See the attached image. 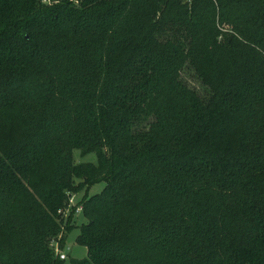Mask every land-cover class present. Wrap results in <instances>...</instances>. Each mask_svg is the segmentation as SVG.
Instances as JSON below:
<instances>
[{
	"label": "trees",
	"instance_id": "trees-1",
	"mask_svg": "<svg viewBox=\"0 0 264 264\" xmlns=\"http://www.w3.org/2000/svg\"><path fill=\"white\" fill-rule=\"evenodd\" d=\"M80 206L68 264H264V0H0V264Z\"/></svg>",
	"mask_w": 264,
	"mask_h": 264
},
{
	"label": "rangeland",
	"instance_id": "rangeland-1",
	"mask_svg": "<svg viewBox=\"0 0 264 264\" xmlns=\"http://www.w3.org/2000/svg\"><path fill=\"white\" fill-rule=\"evenodd\" d=\"M188 1V0H186ZM227 33L226 30H222V34H221V38L224 37V34ZM183 78L184 80L188 83L189 86H191L192 88L196 89L199 93L201 94H205V90L202 87L201 83L196 79L195 74L190 70V69H186L183 73ZM74 161L76 164H80V163H96L97 162V157L95 154H88L83 156L81 154V152L79 150H75L74 151ZM105 188V183H101V184H97L94 187L91 188V190L89 191V195L93 196L96 194H99L102 192V190ZM83 196V194H78L75 196L74 199V203L77 204V202L79 201V199H81V197ZM75 224L76 227L73 229V231L69 234L68 239H67V246L70 248V250L68 251V259L66 260V264H68L69 260L71 257H75V258H83L87 256L88 250L85 246L79 245L76 242V237L79 233V226L86 221L84 215L82 213H78L76 214L75 217Z\"/></svg>",
	"mask_w": 264,
	"mask_h": 264
},
{
	"label": "built area",
	"instance_id": "built-area-1",
	"mask_svg": "<svg viewBox=\"0 0 264 264\" xmlns=\"http://www.w3.org/2000/svg\"><path fill=\"white\" fill-rule=\"evenodd\" d=\"M74 199H75V196L72 197L71 199V204L70 206H75L76 203H74ZM82 211V207H77L76 211H75V215L80 213ZM61 214H65V211H60ZM70 250V248L67 246V244L62 248L58 243L55 244V252H56V255L61 259V260H67L69 255H68V251Z\"/></svg>",
	"mask_w": 264,
	"mask_h": 264
}]
</instances>
